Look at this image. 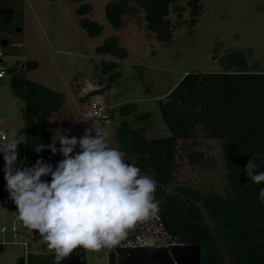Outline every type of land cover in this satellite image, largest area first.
I'll return each instance as SVG.
<instances>
[{
    "label": "rangeland",
    "instance_id": "rangeland-1",
    "mask_svg": "<svg viewBox=\"0 0 264 264\" xmlns=\"http://www.w3.org/2000/svg\"><path fill=\"white\" fill-rule=\"evenodd\" d=\"M108 1L86 0L91 6L88 16L104 25L102 33L96 37L90 36L81 26L82 16L77 12L79 3L24 0L22 32L9 34L8 45H3L0 39L5 49L4 62L8 67L23 69L27 78L65 95L63 106L48 119L52 137L62 133L69 138H80L89 130L93 137L97 134L106 137L109 147L124 152L125 161L137 166V154L129 142L119 136L118 128L123 120L135 129H142L147 138L171 135L162 119L158 100L165 99L187 73L223 71L221 59L231 50L244 51L250 71H264V0H202L203 10L197 25L191 29L185 24L176 29L173 39L166 43L160 42L146 28L140 8L132 7L119 26L114 27L106 18L105 5ZM170 17L174 22L178 21L174 13ZM111 39L118 40L127 48V58L121 60L96 51L98 45ZM103 59L119 61L121 76L110 89L97 96L93 92L108 82V75L101 72ZM87 91L90 94L84 96ZM90 97L101 101L107 108L106 120L96 121L86 116ZM127 103L137 104L138 113L148 111L152 118L143 121L135 114L122 116L119 107ZM24 106L25 100L12 90L10 76L0 79V130L7 132L10 140L18 145L26 137L22 115ZM56 147L60 148L58 141ZM185 148L200 150L205 157L191 165L180 143L176 179L169 188L176 184H188L202 189L213 187L224 192L227 169L220 141L199 137L197 141H187ZM76 151H79V146ZM59 156L61 160L64 158L60 153ZM34 165L24 158L17 160L15 167ZM4 167V159H0V221L11 223L17 216V207L6 188ZM140 175L147 174L140 172ZM210 224L228 260L215 225ZM148 237L155 245L175 241L167 235L163 239L165 241L158 240L152 232L148 233ZM7 238L8 234L0 232V239ZM31 249L30 260H56L55 252L48 249L42 237L33 239ZM37 250L41 252L37 253ZM87 251L90 264L108 263L107 248ZM23 253L20 245H6L0 249V264H16ZM60 264H72L71 257L63 259Z\"/></svg>",
    "mask_w": 264,
    "mask_h": 264
},
{
    "label": "trees",
    "instance_id": "trees-1",
    "mask_svg": "<svg viewBox=\"0 0 264 264\" xmlns=\"http://www.w3.org/2000/svg\"><path fill=\"white\" fill-rule=\"evenodd\" d=\"M67 1L79 3L81 26L90 36L102 33L104 25L88 16L91 6L86 0ZM24 7V0H0V39L4 44H9V34L22 32ZM132 7L142 10L146 28L163 43L171 41L174 31L185 24L193 29L203 10L202 0H109L105 5L106 18L117 27ZM172 13L177 22L170 17ZM96 51L121 60L128 56L127 48L116 39L98 45ZM221 61L223 71L187 73L165 99L158 100L171 135L147 138L142 129H135L123 120L118 128L119 136L137 154L140 172L156 181L158 215L171 238L179 243L200 244L201 264H264V201L259 197L264 183H253L245 171L252 159L256 165L254 171L264 172V71H250L242 49L229 51ZM101 66L108 82L93 93L110 89L121 76L119 61L103 59ZM7 75L14 93L25 100L22 115L26 127L23 142L26 160L33 163L42 160L55 168L61 158L58 152L54 155L48 150L52 144L48 119L63 106L65 95L27 78L18 67H7ZM119 112L122 116L135 114L143 121L152 118L148 111L138 113L135 103L120 106ZM199 137L221 143L227 169L222 193L213 187L202 189L188 184L169 188L176 179L180 143L191 165L205 157L200 150L185 148L187 141H197ZM40 144L45 148L37 153L35 148ZM41 179L50 181L51 176ZM210 223L215 225L228 260ZM138 232L139 229L129 230L119 244L135 238ZM16 264H24L23 257ZM29 264L60 262L31 260Z\"/></svg>",
    "mask_w": 264,
    "mask_h": 264
},
{
    "label": "clouds",
    "instance_id": "clouds-1",
    "mask_svg": "<svg viewBox=\"0 0 264 264\" xmlns=\"http://www.w3.org/2000/svg\"><path fill=\"white\" fill-rule=\"evenodd\" d=\"M17 145L14 140L0 142L4 179L17 207L16 219L40 234L57 262L78 247L113 248L129 230L159 212L156 181L140 175V169L125 161L124 152L109 147L103 135L93 137L87 130L83 137L69 138L56 133L48 150L64 158L55 168L42 160L32 167H15ZM44 148L40 144L35 151ZM255 168L250 159L245 166L248 177L257 185L264 183V172L256 173ZM44 176L51 180L42 181ZM259 197L264 201V188Z\"/></svg>",
    "mask_w": 264,
    "mask_h": 264
},
{
    "label": "built area",
    "instance_id": "built-area-1",
    "mask_svg": "<svg viewBox=\"0 0 264 264\" xmlns=\"http://www.w3.org/2000/svg\"><path fill=\"white\" fill-rule=\"evenodd\" d=\"M8 43H10V41H8ZM3 45L0 42V79H4L7 76V67H8L7 64L4 62L5 49ZM17 45L21 46L22 43H17ZM87 92L88 93H85L84 96L90 94L89 91ZM95 95L99 96L100 94L96 93ZM106 110L107 108L103 105L101 101L92 99V97H90L88 99V106L85 114L89 119H94L96 121H103L108 118ZM6 141H11L9 134L6 133L5 131L0 130V142H6ZM19 151H20L19 145H17V153H19ZM133 229L134 230L139 229L140 232L137 233L135 238L123 242L118 246L120 247L162 246L170 243L168 242L166 244L155 245L154 242L149 240L150 238L148 237V233L151 232L152 234H155L158 237V240L166 239V235L170 236L165 231L164 225L158 214L155 217H152L146 221L138 223ZM0 232L8 234L7 239H0V249L1 248L3 249V247L6 245H20L24 251L23 255L21 256L23 257L24 264H25V258L27 259V264H29L31 261L30 255L32 253L31 247H32L33 239L41 238L40 234L37 231L36 233H32L29 229L25 228L22 222L18 221L16 217L13 219L11 223L0 221ZM36 252L38 253L41 251L37 250Z\"/></svg>",
    "mask_w": 264,
    "mask_h": 264
},
{
    "label": "water",
    "instance_id": "water-1",
    "mask_svg": "<svg viewBox=\"0 0 264 264\" xmlns=\"http://www.w3.org/2000/svg\"><path fill=\"white\" fill-rule=\"evenodd\" d=\"M4 43V42H3ZM25 143L19 145V153L17 160L25 158ZM0 159H3V154L0 153ZM145 247H117V252H126L130 257L143 258ZM87 249L78 247L74 249L70 255L72 264H90L87 256ZM160 256V261L153 264H201V245L177 243L168 247L158 248L154 252V256ZM110 261L113 262V253L110 255Z\"/></svg>",
    "mask_w": 264,
    "mask_h": 264
},
{
    "label": "flooded vegetation",
    "instance_id": "flooded-vegetation-1",
    "mask_svg": "<svg viewBox=\"0 0 264 264\" xmlns=\"http://www.w3.org/2000/svg\"><path fill=\"white\" fill-rule=\"evenodd\" d=\"M179 242L172 241L166 245L162 246H141L145 247L143 258H133L130 257L129 254L126 252H117L116 248L120 247L118 245L114 246L113 248H107L108 251V263L107 264H153L156 261H160V256H154V252L158 248L168 247L173 244H177ZM140 247V246H139ZM113 253V262L110 261V255Z\"/></svg>",
    "mask_w": 264,
    "mask_h": 264
},
{
    "label": "crops",
    "instance_id": "crops-1",
    "mask_svg": "<svg viewBox=\"0 0 264 264\" xmlns=\"http://www.w3.org/2000/svg\"><path fill=\"white\" fill-rule=\"evenodd\" d=\"M3 131V130H2ZM7 133V132H6ZM24 226V225H23ZM25 228H27L26 226H24ZM28 229V228H27ZM2 249V248H1Z\"/></svg>",
    "mask_w": 264,
    "mask_h": 264
}]
</instances>
